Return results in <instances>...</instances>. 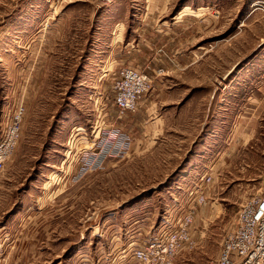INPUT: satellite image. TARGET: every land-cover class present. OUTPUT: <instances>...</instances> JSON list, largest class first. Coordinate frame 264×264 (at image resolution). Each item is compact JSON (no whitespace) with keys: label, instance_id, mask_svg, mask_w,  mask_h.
Listing matches in <instances>:
<instances>
[{"label":"rangeland","instance_id":"1","mask_svg":"<svg viewBox=\"0 0 264 264\" xmlns=\"http://www.w3.org/2000/svg\"><path fill=\"white\" fill-rule=\"evenodd\" d=\"M178 13L175 39L161 35ZM141 66L153 108L136 138L110 109L117 72ZM19 105L0 264H136L194 192L207 198L194 247L173 264H211L241 206L264 195V0H0V138ZM111 127L132 146L103 158Z\"/></svg>","mask_w":264,"mask_h":264},{"label":"built area","instance_id":"2","mask_svg":"<svg viewBox=\"0 0 264 264\" xmlns=\"http://www.w3.org/2000/svg\"><path fill=\"white\" fill-rule=\"evenodd\" d=\"M214 12V15H219L217 10ZM112 88V107L117 118L121 119L137 111L151 89V78L135 67L121 68ZM24 112V107L19 105L5 125L0 138V172L20 140ZM109 130L100 152L103 158L111 152L127 154L132 146L130 136L120 129L111 127ZM211 180V175L204 177L205 184ZM191 195L194 197L189 202L188 211L175 230L134 250L132 255L136 264H173L181 251L194 247L190 230L196 207L205 204L207 198L199 192ZM211 264H264V195L252 198L241 206L233 229L224 235L217 258Z\"/></svg>","mask_w":264,"mask_h":264},{"label":"crops","instance_id":"3","mask_svg":"<svg viewBox=\"0 0 264 264\" xmlns=\"http://www.w3.org/2000/svg\"><path fill=\"white\" fill-rule=\"evenodd\" d=\"M187 8L188 7H185L183 9H187ZM182 17H184V16H180V14L178 13L176 16H174L172 18V20H171L172 22H168V23L167 22H162V24H161L162 27H160L157 31L159 33H161V35H163V36H168V37L169 36H172L170 39H172V40L175 39L174 36H173V35H176V34H174V31H178L179 30L178 27L181 25V23L184 20ZM171 23L173 25L170 27L169 24H171ZM176 37L177 38H180L179 35H177ZM178 41H179V39L177 40V42ZM140 61L142 62V60H140ZM142 67L143 66L140 67V71H142V73H148L147 70H146L147 68H144L143 69ZM116 78H117V76H116ZM143 103H144V107L142 108V104ZM150 104H151V102L148 99H146L145 102H141L140 103V105H139V108L140 109L137 110L136 113L128 114L127 116L123 117L121 121L115 122V125L118 128H121L122 130L126 129L129 134H130V132L133 133L134 128H141V125L142 124H141V122H139L140 115H143V113H146L147 111H149V110H151L153 108V105L152 104L150 105ZM110 110H111V112H110V118L111 119H113V118L115 119L116 113H115L114 108L111 107ZM147 131H149V128H148ZM147 131H146V133H147ZM131 135H132V137L135 136L137 138V136L134 135V133L131 134ZM138 137L140 138L141 136H138ZM199 208H201V207H199Z\"/></svg>","mask_w":264,"mask_h":264},{"label":"bare ground","instance_id":"4","mask_svg":"<svg viewBox=\"0 0 264 264\" xmlns=\"http://www.w3.org/2000/svg\"><path fill=\"white\" fill-rule=\"evenodd\" d=\"M198 11V10H197ZM205 184V183H204ZM205 185H208V184H205Z\"/></svg>","mask_w":264,"mask_h":264}]
</instances>
